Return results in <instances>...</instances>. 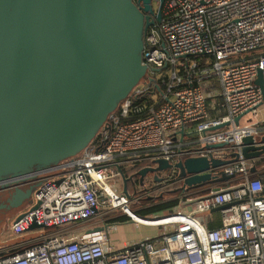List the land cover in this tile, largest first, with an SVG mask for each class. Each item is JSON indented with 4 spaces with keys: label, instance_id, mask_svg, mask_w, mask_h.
<instances>
[{
    "label": "built area",
    "instance_id": "2783aa9c",
    "mask_svg": "<svg viewBox=\"0 0 264 264\" xmlns=\"http://www.w3.org/2000/svg\"><path fill=\"white\" fill-rule=\"evenodd\" d=\"M142 63L143 83L92 141L52 175L32 174L33 204L12 220L14 241L0 240V264H264V181L251 170L264 153L242 155L243 137L264 146V120L243 119L263 104L255 80L260 70L264 81V0H164L161 20L143 35ZM189 157L206 158L208 168L182 174L176 164ZM160 160L168 166L151 173L156 181L127 187L133 172ZM201 174L209 177L185 184ZM142 199L178 203L139 216ZM124 215L159 234L116 248L109 235Z\"/></svg>",
    "mask_w": 264,
    "mask_h": 264
},
{
    "label": "water",
    "instance_id": "95a60500",
    "mask_svg": "<svg viewBox=\"0 0 264 264\" xmlns=\"http://www.w3.org/2000/svg\"><path fill=\"white\" fill-rule=\"evenodd\" d=\"M151 2L0 0V228L30 203L39 183L32 174L50 176L55 172L49 168L77 155L144 80L143 35L153 21L143 12L151 11ZM255 84L264 103L260 70ZM241 116L235 117L236 124ZM253 143L250 136L242 138L247 159L264 153V146ZM158 164L137 173L143 177L168 166L162 160ZM176 166L182 174L183 169L195 173L208 168L209 161L189 157ZM13 177L23 178L4 182ZM208 177L194 175L185 184Z\"/></svg>",
    "mask_w": 264,
    "mask_h": 264
},
{
    "label": "rangeland",
    "instance_id": "374dc122",
    "mask_svg": "<svg viewBox=\"0 0 264 264\" xmlns=\"http://www.w3.org/2000/svg\"><path fill=\"white\" fill-rule=\"evenodd\" d=\"M141 83H143V81ZM248 118H253V120L255 119L254 116L252 117L251 114H246L243 119L245 120ZM261 160L263 161L264 159H261ZM262 172H264V167L258 166L256 176L260 177V173ZM159 214L160 213L158 212L154 214H148L146 216H156ZM159 232H160V228L158 227L134 225L131 223V220H128V223L121 224L118 230L116 229V231H114V234L112 233V235L110 236V239H111V242H113L116 246L119 247V245H122L123 243V247H124L126 245H129L131 243H134L142 239L154 238L159 234Z\"/></svg>",
    "mask_w": 264,
    "mask_h": 264
},
{
    "label": "crops",
    "instance_id": "0c3cea01",
    "mask_svg": "<svg viewBox=\"0 0 264 264\" xmlns=\"http://www.w3.org/2000/svg\"><path fill=\"white\" fill-rule=\"evenodd\" d=\"M255 119L254 120H257V121H261V120H264V103L263 104H261L258 108H257V110H256V115H255V117H254ZM249 119V118H248ZM253 119V118H252ZM145 167H153V168H157L158 166H156V167H154V166H145ZM143 168V167H142ZM127 169H129V168H127ZM141 169V168H140ZM139 169V170H140ZM134 169H129L128 171L129 172H132ZM158 170H161V169H158ZM138 171V170H137ZM137 171L136 172H133L134 173V175H137V177H134V176H132L131 177V179H130V182H128L127 183V187L129 188V189H131V187H132V190H139L140 188H142L145 184H147V183H150V182H153V181H156L155 180V176L154 175H151V173H153V172H147L146 173V175L145 176H143V177H141L138 173H137ZM140 176V178H138ZM157 179V178H156ZM132 183V184H131ZM122 184H123V181H122ZM123 187V186H122ZM34 191V190H33ZM32 195H33V192H32ZM32 195H31V197H32ZM33 204V198L32 199H30V203L25 207V208H23L22 210H19V211H17L16 213H15V215H13L12 217H11V219L8 221V227L5 229L4 227H1L0 228V240L2 241V242H5V241H7V242H12V241H14V239H15V237L10 233V230H9V226H10V224H11V222H12V220L13 219H15L16 218V216L18 215V214H20L21 212H23V210L24 209H26L27 207H30L31 205ZM115 221L118 223V226H117V230H118V228H119V226L121 225V224H123V223H128V221H121V220H118L117 218L115 219ZM116 231V230H115ZM5 236H4V235ZM113 234H114V232H113ZM112 235V233L109 235V241L111 242V239H110V236ZM116 248H119V249H121L122 247H123V243H122V245H119V247L118 246H116L113 242H111Z\"/></svg>",
    "mask_w": 264,
    "mask_h": 264
},
{
    "label": "trees",
    "instance_id": "16d2710c",
    "mask_svg": "<svg viewBox=\"0 0 264 264\" xmlns=\"http://www.w3.org/2000/svg\"><path fill=\"white\" fill-rule=\"evenodd\" d=\"M254 54H247L246 56H244V59H248L250 58L251 56H253ZM146 77V76H145ZM144 77V78H145ZM156 82L157 84L160 85V87H162V85L160 84V80H157L156 79ZM219 102H220V98L218 96L215 97V103H214V107L212 109H210V113L212 115H215L216 114V111L218 110V107H219ZM264 160L262 161H258L256 160L255 162H253V165L255 167V169H258V166H263L264 167ZM123 174L125 177L129 176L130 175V172L125 169L123 171ZM134 177H137V175H133ZM140 178V176L138 177ZM260 178L264 181V172L260 173ZM141 204L139 209H136L135 212L137 215L139 216H146L148 214H154V213H160L164 210H166L167 208H170V207H173L175 205H177L178 203V200H169V201H165V202H158V203H153L151 202L150 200H146V199H142L141 200ZM137 207V206H136ZM118 220H121V221H128L129 218L127 216H120L117 218ZM218 224L216 225H213V224H210L209 227L212 228V227H216Z\"/></svg>",
    "mask_w": 264,
    "mask_h": 264
},
{
    "label": "flooded vegetation",
    "instance_id": "af4514ba",
    "mask_svg": "<svg viewBox=\"0 0 264 264\" xmlns=\"http://www.w3.org/2000/svg\"><path fill=\"white\" fill-rule=\"evenodd\" d=\"M163 4H164V0L161 6H160V0H152L151 11L143 12V14L147 16L150 21H153V23L159 22L158 19L160 18L161 20V16H162Z\"/></svg>",
    "mask_w": 264,
    "mask_h": 264
},
{
    "label": "bare ground",
    "instance_id": "6f19581e",
    "mask_svg": "<svg viewBox=\"0 0 264 264\" xmlns=\"http://www.w3.org/2000/svg\"><path fill=\"white\" fill-rule=\"evenodd\" d=\"M133 216L136 218V219H140V220H146V222H148L149 224H156V223H159V222H163V221H161V220H159L160 218H158V219H145V218H141V217H139V216H137V215H134L133 214Z\"/></svg>",
    "mask_w": 264,
    "mask_h": 264
}]
</instances>
